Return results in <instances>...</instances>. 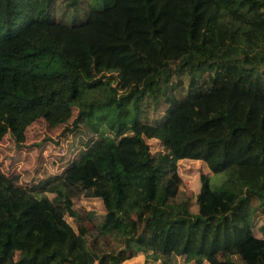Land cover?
I'll list each match as a JSON object with an SVG mask.
<instances>
[{
    "label": "trees",
    "instance_id": "trees-1",
    "mask_svg": "<svg viewBox=\"0 0 264 264\" xmlns=\"http://www.w3.org/2000/svg\"><path fill=\"white\" fill-rule=\"evenodd\" d=\"M50 1L0 0V140L74 108L63 132L100 141L59 179L0 174V264H264L247 219L264 204V0H113L71 26ZM179 161L224 176L199 174L195 212ZM79 197L102 202L97 222Z\"/></svg>",
    "mask_w": 264,
    "mask_h": 264
},
{
    "label": "rangeland",
    "instance_id": "rangeland-1",
    "mask_svg": "<svg viewBox=\"0 0 264 264\" xmlns=\"http://www.w3.org/2000/svg\"><path fill=\"white\" fill-rule=\"evenodd\" d=\"M112 5L113 0H51L49 11L55 21L71 26L85 22L91 10L104 9ZM106 75L113 80V86H116L118 79L115 80V74ZM76 115L77 110L73 108L69 120L55 127L48 126L43 119L33 122L25 130V141L21 148L15 147L9 136H4L0 140V174L9 176L19 173L21 176L19 183L26 186L42 183L51 177L59 179L71 165H81L83 159L100 141V137L93 133L84 122H79L78 127L72 132H63L64 127L70 126ZM149 145L151 152L162 148V144L157 140L149 141ZM178 172L183 180L182 197L190 199V208L193 212L196 211L195 197L200 187L199 174L204 173L210 176L211 183L214 185L220 183L224 177L222 174L213 176L206 165L198 161H179ZM59 187L57 183L47 188L46 196L49 199L56 197V190ZM72 200L73 207L78 213L93 211L96 214L95 222L104 212L102 202L98 198L79 197ZM126 209L123 207L121 210ZM247 219L253 227L264 223V204L250 210ZM65 222L75 228L70 216H65ZM144 260V254L139 253L138 256L122 264H144ZM158 262L150 264H158ZM174 264L192 263H186L182 258H177Z\"/></svg>",
    "mask_w": 264,
    "mask_h": 264
}]
</instances>
